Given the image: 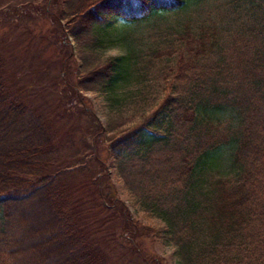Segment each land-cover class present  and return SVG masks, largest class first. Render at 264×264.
Wrapping results in <instances>:
<instances>
[{
  "label": "trees",
  "instance_id": "1",
  "mask_svg": "<svg viewBox=\"0 0 264 264\" xmlns=\"http://www.w3.org/2000/svg\"><path fill=\"white\" fill-rule=\"evenodd\" d=\"M190 1H53L58 37L72 36L77 47V57L70 55L78 64L67 66L72 96L108 93L112 106L120 104L117 90L132 73L131 59L104 54L107 27L113 20L138 23ZM243 1L262 17V31L255 42L241 38V63L218 60L217 69H207L204 60L218 42L216 32L210 43L212 35L202 32L190 56L181 53L155 77L163 94L151 105L156 109L147 124L155 128L108 129L117 171L136 203L165 223L182 264H264V0ZM219 111L238 114L239 125L228 133L209 126L202 115ZM66 112L43 109L17 86L0 41V264H119L100 241L101 229L90 228L78 206L74 184L91 160L67 158L70 140L59 121ZM227 145L234 171L212 177ZM91 181L96 185H86Z\"/></svg>",
  "mask_w": 264,
  "mask_h": 264
},
{
  "label": "rangeland",
  "instance_id": "2",
  "mask_svg": "<svg viewBox=\"0 0 264 264\" xmlns=\"http://www.w3.org/2000/svg\"><path fill=\"white\" fill-rule=\"evenodd\" d=\"M53 1L0 0V41L13 80L43 109L68 112L59 120L70 140L67 158L74 162L85 157L91 160L74 184L78 189V206L85 209L88 226L101 229L99 239L110 253L119 257L118 263L131 260L132 264H182L178 247L165 237V223L136 203L135 192L127 188L128 180L117 171L108 149L112 134L108 129L112 127L114 133L128 132L143 123L155 128L147 122L156 109L152 107L155 99L159 104L163 97L155 82L161 66L175 63L181 53L190 56L189 50L197 49L195 44L202 32L212 35L209 43L216 32L218 42L204 60L207 69H217L218 66H213L218 60L222 64H239V48L244 49L241 38L245 35L255 42L262 31L257 19L262 17L243 0H191L186 7L177 6L138 23L113 20L107 27L108 41L103 52L121 60L129 57L132 73L118 87L121 105L112 106L109 101L112 94L81 91L76 98L72 96L71 79H68L72 75L67 66L78 64L74 58L77 47L72 36L58 37L54 19L58 14ZM246 21L252 28V36L246 30ZM187 31L193 38L184 40ZM144 98L149 99V105ZM84 107L88 108L87 112ZM202 116L221 133H228L240 120L232 111ZM232 152L227 145L223 153L217 154L212 177L232 175ZM87 180H93L96 185L92 181V185H86ZM102 200L107 209L100 204Z\"/></svg>",
  "mask_w": 264,
  "mask_h": 264
}]
</instances>
